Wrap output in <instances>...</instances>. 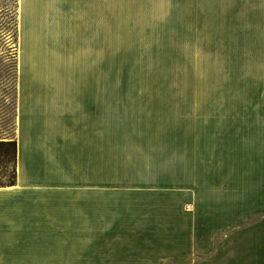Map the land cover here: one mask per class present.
I'll return each instance as SVG.
<instances>
[{"label":"crops","instance_id":"0c3cea01","mask_svg":"<svg viewBox=\"0 0 264 264\" xmlns=\"http://www.w3.org/2000/svg\"><path fill=\"white\" fill-rule=\"evenodd\" d=\"M14 1L15 182L0 185V264H264V122L219 134L215 156L168 188L115 183L108 64L115 11L139 0ZM185 1L192 18L198 1Z\"/></svg>","mask_w":264,"mask_h":264},{"label":"rangeland","instance_id":"374dc122","mask_svg":"<svg viewBox=\"0 0 264 264\" xmlns=\"http://www.w3.org/2000/svg\"><path fill=\"white\" fill-rule=\"evenodd\" d=\"M197 1L192 18L185 0L115 11V183L168 188L183 168L215 156L219 134L241 120L264 122V0H205L209 34ZM16 28L15 1L0 0V140L14 137ZM13 173V154L0 148V183Z\"/></svg>","mask_w":264,"mask_h":264},{"label":"trees","instance_id":"16d2710c","mask_svg":"<svg viewBox=\"0 0 264 264\" xmlns=\"http://www.w3.org/2000/svg\"><path fill=\"white\" fill-rule=\"evenodd\" d=\"M0 148L5 153V156H10L11 154H13L14 162H15L16 141L14 140V138H13V140H0ZM14 182H15V168H14L13 177L10 179V181H8L6 183H14ZM6 183H0V185L6 184Z\"/></svg>","mask_w":264,"mask_h":264}]
</instances>
